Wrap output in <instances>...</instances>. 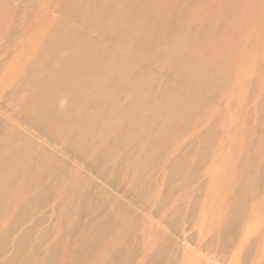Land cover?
I'll use <instances>...</instances> for the list:
<instances>
[{
  "label": "rangeland",
  "instance_id": "obj_1",
  "mask_svg": "<svg viewBox=\"0 0 264 264\" xmlns=\"http://www.w3.org/2000/svg\"><path fill=\"white\" fill-rule=\"evenodd\" d=\"M0 264H264V0H0Z\"/></svg>",
  "mask_w": 264,
  "mask_h": 264
},
{
  "label": "bare ground",
  "instance_id": "obj_2",
  "mask_svg": "<svg viewBox=\"0 0 264 264\" xmlns=\"http://www.w3.org/2000/svg\"><path fill=\"white\" fill-rule=\"evenodd\" d=\"M83 11H88L89 13L92 11V8H90V4L88 5H86V10H83ZM141 45V44H140ZM83 49V48H82ZM79 64H81V68H78V72H74V73H77V75H79L80 76V73L81 72H86V69H88V67L90 66V64H89V62H88V64L86 63V62H84V61H80V62H78ZM104 63H106V62H104ZM106 68V67H105ZM98 72V71H97ZM77 75H76V77L74 78L75 79V81H78V79H79V77H77ZM141 93H142V91H141ZM100 99V98H99ZM92 103V102H91ZM103 107V106H102ZM94 117H96L95 116V114H94ZM15 143V142H14ZM14 143H12V144H14ZM20 151H21V154L23 155V156H25L26 154H27V151H25V150H23L22 148H20ZM15 152V151H14ZM15 153H17V151L15 152ZM17 155V154H16ZM23 159V158H22Z\"/></svg>",
  "mask_w": 264,
  "mask_h": 264
}]
</instances>
